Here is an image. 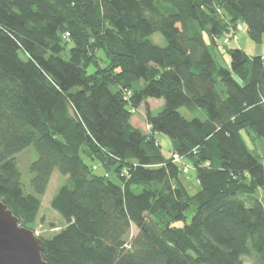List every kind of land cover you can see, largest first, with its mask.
Returning <instances> with one entry per match:
<instances>
[{"label": "trees", "instance_id": "trees-1", "mask_svg": "<svg viewBox=\"0 0 264 264\" xmlns=\"http://www.w3.org/2000/svg\"><path fill=\"white\" fill-rule=\"evenodd\" d=\"M239 25L260 43L264 0H0V201L34 231L53 170L68 176L45 262L264 264V205L238 196L264 188L241 136L264 141V55L226 49V68L213 54ZM148 99L162 101L156 115ZM142 106L148 133L130 123ZM31 145L25 192L15 156Z\"/></svg>", "mask_w": 264, "mask_h": 264}, {"label": "rangeland", "instance_id": "rangeland-1", "mask_svg": "<svg viewBox=\"0 0 264 264\" xmlns=\"http://www.w3.org/2000/svg\"><path fill=\"white\" fill-rule=\"evenodd\" d=\"M230 43L225 47L222 45V38H220L217 42V46L219 47V51H213L214 58L216 59L217 64L226 68L230 66V57L226 53V49L234 48V49H242L246 56H262L264 55V35L262 37V41L260 43H255L252 39L249 38L247 32L243 26L242 30L236 31L234 35H231ZM152 43L158 45L160 47H164L166 42L159 33H154V35L150 38ZM98 57L100 59H105L103 52L98 53ZM94 70V66L91 65L87 69V74L92 73ZM147 104L149 109L151 110L152 114L156 115L162 109V101L157 99H148ZM179 112L187 119L190 120L191 114L187 112L186 109L181 108ZM133 117L131 118V123L138 127L140 130H143L145 133H148L149 125L146 124L145 115H144V107H140L133 112ZM199 118H203V113L199 112L197 114ZM242 140L247 144V146L252 149L255 153L259 154V158L262 162H264V141L260 138H255V140H251L247 135L246 131H242L241 133ZM163 153L168 155V152L171 146L165 147L161 144ZM171 152V151H170ZM169 152V155H170ZM37 153L31 145L30 147L25 148L24 150L20 151L19 154L15 156V161L17 163V168L19 173L21 174V184H23L24 191L30 192L31 191V184L30 179L32 174L29 173V166L32 161L36 158ZM81 159L86 162L88 165H93L96 167L95 173H103L104 170L100 167L99 162L91 161L84 153H80ZM191 167V166H190ZM110 179L113 180L115 183H118L117 180L114 178L113 171L109 172ZM184 182L187 188L191 192L195 191L197 187V179L194 177V169L191 167L189 171L185 172ZM68 181L67 175H62L56 169L53 170V174L49 180V184L44 192V195L41 197V207L37 214V220L34 224V231L36 230L39 233V237H52L56 232L60 229L65 227L64 219L51 208L50 201L56 194L57 190L65 185ZM264 192V191H263ZM241 200H243L246 206H250L253 201L259 200L264 205V193L261 194L260 191L255 193L254 195H238ZM187 216L190 217L191 213L188 212ZM137 230L134 226L131 227V234L135 235ZM243 264H250L251 260L247 258H243Z\"/></svg>", "mask_w": 264, "mask_h": 264}, {"label": "water", "instance_id": "water-1", "mask_svg": "<svg viewBox=\"0 0 264 264\" xmlns=\"http://www.w3.org/2000/svg\"><path fill=\"white\" fill-rule=\"evenodd\" d=\"M41 238L19 225L17 217L0 201V264H49L41 257Z\"/></svg>", "mask_w": 264, "mask_h": 264}, {"label": "built area", "instance_id": "built-area-1", "mask_svg": "<svg viewBox=\"0 0 264 264\" xmlns=\"http://www.w3.org/2000/svg\"><path fill=\"white\" fill-rule=\"evenodd\" d=\"M240 30H242L241 25H239V26L236 28V31H240ZM67 36H68V34H66V37H67ZM229 43H230V37H229V38H225V39L223 40V44H224V45H228ZM170 155L172 156V160H173L174 163L179 164L180 166H182V170H183L184 172L189 171L190 167L187 166V165L184 163L182 157L178 156V155L175 154V153H171ZM34 235H35V236H39V233L35 230Z\"/></svg>", "mask_w": 264, "mask_h": 264}, {"label": "crops", "instance_id": "crops-1", "mask_svg": "<svg viewBox=\"0 0 264 264\" xmlns=\"http://www.w3.org/2000/svg\"><path fill=\"white\" fill-rule=\"evenodd\" d=\"M130 123H131V121H130ZM131 125L132 126H134L132 123H131ZM135 128H138V127H136V126H134ZM143 131V130H142ZM144 132V131H143ZM157 137V141H158V143L160 144V146H161V144H163L165 147H167L168 148V146H170L169 145V142H168V140H167V138L165 137V136H163V135H161V134H159V135H157L156 136ZM264 163V162H263ZM258 191H260L261 192V194H263L264 192V188H262V189H259Z\"/></svg>", "mask_w": 264, "mask_h": 264}]
</instances>
